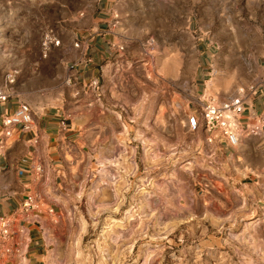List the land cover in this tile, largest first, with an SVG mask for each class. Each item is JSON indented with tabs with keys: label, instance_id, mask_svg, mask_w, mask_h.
I'll return each mask as SVG.
<instances>
[{
	"label": "rangeland",
	"instance_id": "1",
	"mask_svg": "<svg viewBox=\"0 0 264 264\" xmlns=\"http://www.w3.org/2000/svg\"><path fill=\"white\" fill-rule=\"evenodd\" d=\"M96 1L0 0V86L8 84L37 108L67 103L75 89L65 78L64 48ZM117 5L125 9L119 20L126 25L117 54H128L131 62L125 64L137 67L118 74L117 100L124 90L128 101L137 96L135 71L143 76L147 100L165 101L168 114L181 108L188 118L200 109L194 93L197 65L200 92L206 86L208 99L217 101L246 99L261 78L264 0H117ZM50 31L60 44L45 53ZM159 66L166 69L164 98L156 90L159 83L163 87ZM9 72L13 83L6 82ZM194 182L193 177L189 194L197 200L196 210H203L212 195H221V204L233 203L219 183L213 182L218 189L213 191L200 177ZM70 191V207L55 209L42 201L47 211L53 209L52 227L63 233L55 236L59 246L50 245L45 264H264V216L247 218L241 205L221 223L171 220L150 200L113 204L110 184L96 189L94 174L83 169L82 189Z\"/></svg>",
	"mask_w": 264,
	"mask_h": 264
},
{
	"label": "crops",
	"instance_id": "2",
	"mask_svg": "<svg viewBox=\"0 0 264 264\" xmlns=\"http://www.w3.org/2000/svg\"><path fill=\"white\" fill-rule=\"evenodd\" d=\"M124 11L117 0H97L92 14L84 17L88 21L81 17L72 42L64 48L65 78L75 89L67 103L37 108L8 84L0 86L9 95L0 101V140L3 117L20 102L30 106L34 119L31 130L15 126L0 150V214L12 218V236L0 243V264H45L50 245L59 246L55 236L63 233L52 227V212L42 201L55 209L70 207V187L82 189V169L94 174L96 189L110 184L113 204L150 200L171 220L196 217L221 223L239 205L247 218L264 216V54L261 78L237 119L240 142L231 146L202 123L189 128L181 108L168 114L165 101L147 100L141 73L132 75L139 84L135 98L128 101L126 90L121 99L115 98L118 74L137 69L125 64L131 62L128 54H117L123 49L121 30L126 25L119 16ZM199 67L194 93L200 108L210 96L206 86L200 92ZM205 73L203 68V77ZM157 77L163 87L159 83L156 90L164 98L163 66L158 67ZM248 127H259L260 132L252 133ZM36 166H41V172ZM193 177L194 186L200 177L213 191L218 190L213 182L219 183L222 191H230L233 203L221 204V195H212L203 210H196L197 200L189 194ZM30 194L39 208L17 213ZM7 247L10 253L5 252Z\"/></svg>",
	"mask_w": 264,
	"mask_h": 264
},
{
	"label": "built area",
	"instance_id": "3",
	"mask_svg": "<svg viewBox=\"0 0 264 264\" xmlns=\"http://www.w3.org/2000/svg\"><path fill=\"white\" fill-rule=\"evenodd\" d=\"M60 44V39L52 32L46 34L43 47L45 53L51 45L57 46ZM14 75L9 72L6 75V82L13 83ZM264 86V73L262 77ZM253 91L256 87L252 88ZM8 93L0 89V101L8 99ZM244 97L234 96L224 101H217L214 98L206 100L200 107L199 113H191L188 115L187 122L191 129H196L201 123L208 132L218 131L221 137L231 146H236L240 142V132L237 123L239 114L243 111ZM64 123V121H63ZM21 125L26 130H31L34 125V119L30 106L26 102H20L19 106L12 113L6 114L2 119L3 138L0 140V150L3 149L7 138L12 136L13 128ZM252 133L260 132L259 127H248ZM36 171L41 172V166H36ZM39 208V203L33 195H27L22 202L17 213H30ZM49 212H53L50 208ZM12 218L0 214V243H5L12 236ZM12 249L7 247L5 252L10 253Z\"/></svg>",
	"mask_w": 264,
	"mask_h": 264
}]
</instances>
